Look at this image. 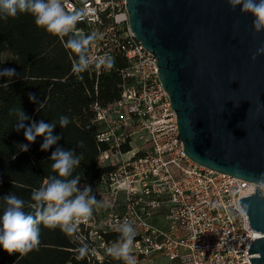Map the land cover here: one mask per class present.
I'll use <instances>...</instances> for the list:
<instances>
[{
	"label": "built area",
	"instance_id": "1",
	"mask_svg": "<svg viewBox=\"0 0 264 264\" xmlns=\"http://www.w3.org/2000/svg\"><path fill=\"white\" fill-rule=\"evenodd\" d=\"M68 12L81 11L75 36L98 35L88 48V71L103 56L122 58L119 101L95 103L97 141L108 149L100 167L112 170L91 186L99 206L78 226L73 240L87 244L88 263L123 264L105 249L127 219L137 235L132 247L136 264H251L248 249L263 236L250 228L239 199L254 194L255 185L203 168L184 152L177 114L159 76L157 59L144 49L130 28L126 0H63ZM139 141L142 144H139ZM128 149L127 152H124ZM119 261V262H118Z\"/></svg>",
	"mask_w": 264,
	"mask_h": 264
},
{
	"label": "water",
	"instance_id": "2",
	"mask_svg": "<svg viewBox=\"0 0 264 264\" xmlns=\"http://www.w3.org/2000/svg\"><path fill=\"white\" fill-rule=\"evenodd\" d=\"M136 40L157 59L186 156L208 170L264 185V31L227 0H126ZM255 55V59L253 56ZM239 204L264 234V193ZM264 264V237L248 249Z\"/></svg>",
	"mask_w": 264,
	"mask_h": 264
},
{
	"label": "trees",
	"instance_id": "3",
	"mask_svg": "<svg viewBox=\"0 0 264 264\" xmlns=\"http://www.w3.org/2000/svg\"><path fill=\"white\" fill-rule=\"evenodd\" d=\"M70 36L75 35L60 37L48 33L27 13H18L14 18L0 14V70L12 68L16 72L14 77H0V197L14 193L33 205L25 207L32 214L37 209V203L31 201L32 192L55 175L49 160L55 147L74 149L77 155L83 153V160L73 172V177L82 174L78 186L97 183L112 170L110 166L99 165L100 154L108 147L97 141L91 106L98 103L107 107L120 100L121 71L127 64L116 58L113 66L101 74L95 69L76 74L72 68L78 57L66 47ZM4 53L11 54V60L3 61ZM30 94L36 97V102L30 101ZM19 108L29 117L23 122L25 126L40 120L56 122L53 135L61 136L57 145L41 151L43 138L37 137L27 152L21 151L19 145L28 141L23 129L16 131L19 121L15 112L10 115L11 110ZM61 115L70 121L63 128L58 123ZM3 210L0 200V217ZM118 237L111 234L107 239L116 241ZM80 247L72 235H66L59 227L49 229L41 224L37 249L9 255L0 247V264H98L81 258Z\"/></svg>",
	"mask_w": 264,
	"mask_h": 264
},
{
	"label": "clouds",
	"instance_id": "4",
	"mask_svg": "<svg viewBox=\"0 0 264 264\" xmlns=\"http://www.w3.org/2000/svg\"><path fill=\"white\" fill-rule=\"evenodd\" d=\"M230 8L235 11L239 7L242 14H250L254 19L252 27L255 33L264 31V0H227ZM18 13H27L34 18L38 27L44 28L48 33L64 37L73 32L77 23L81 20V11L68 12L64 7L63 0H0V14L5 17H16ZM96 33L87 36H70L66 47L76 54L78 59L73 65L72 71L76 74L86 71L89 67V59L85 55V49L98 39ZM257 53H264V46L257 49ZM255 59V55L253 56ZM97 67L110 69L113 66V58L103 56L96 59ZM15 69L0 70V77H14ZM30 101L36 102V97L29 95ZM15 112L18 123L16 131L24 130V137L28 144H21V151L27 152L29 144L36 141L37 137L43 138L41 151H48L61 139L59 135H53L56 122L33 121L25 126L24 121L29 117L19 108L10 111ZM69 118L65 115L59 117L60 127L69 124ZM83 146V142H80ZM83 153L77 155L74 149H66L57 146L51 152L49 160L55 175L49 176L43 185L32 192L31 201L37 203L34 214L26 212L25 207H33L26 203L23 198L10 192L2 197L4 210L0 217V247L9 255L14 252L27 254L37 249L40 243V225L49 229L59 227L66 235L77 232L78 226L87 222L93 215L94 206H99L95 195H91L92 188L86 185L81 191L78 188L81 175L73 177L74 170L83 160ZM72 177L71 179H68ZM116 231L118 239L108 246L106 254L123 264H136L132 255V247L137 232L127 219L121 222ZM79 256L83 258L89 253L87 244L79 249Z\"/></svg>",
	"mask_w": 264,
	"mask_h": 264
},
{
	"label": "rangeland",
	"instance_id": "5",
	"mask_svg": "<svg viewBox=\"0 0 264 264\" xmlns=\"http://www.w3.org/2000/svg\"><path fill=\"white\" fill-rule=\"evenodd\" d=\"M11 58H12V56L9 53L2 54V60L3 61H9V60H11ZM139 144H142V142L139 141ZM162 264H167V261H163Z\"/></svg>",
	"mask_w": 264,
	"mask_h": 264
}]
</instances>
